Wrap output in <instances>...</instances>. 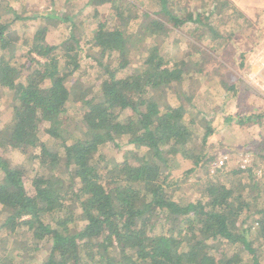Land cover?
I'll use <instances>...</instances> for the list:
<instances>
[{
    "label": "trees",
    "instance_id": "obj_1",
    "mask_svg": "<svg viewBox=\"0 0 264 264\" xmlns=\"http://www.w3.org/2000/svg\"><path fill=\"white\" fill-rule=\"evenodd\" d=\"M184 1L84 0L82 8L110 10L113 19L91 21L95 28L83 45L74 38L80 10L0 14V98L14 93L12 115L0 124V264H264V85L255 84L263 91L254 86V93L232 76L231 84L220 83L217 106L209 92L202 97L195 89L211 79L202 63L212 59L201 49L231 37L217 38V27L224 21V29L249 28L254 12L264 23V0H229L224 7L223 0H199L201 10L184 8ZM129 2L141 32L133 51H144L145 39L155 50L128 75ZM18 21L44 26L36 28L42 38L13 40L8 31ZM56 22L64 26L65 47L43 39L58 31ZM82 71L71 114L65 80ZM68 111L65 127L74 118L80 127L69 139L60 125ZM42 124L46 137L39 140ZM242 124L260 129L257 143L241 151L254 162L241 168L229 166L230 158L212 167L222 157L217 149H226L214 135ZM29 147L31 153L22 152ZM15 153L31 164L27 185L10 167ZM112 161L115 177L105 168ZM20 237L18 251L11 243Z\"/></svg>",
    "mask_w": 264,
    "mask_h": 264
},
{
    "label": "rangeland",
    "instance_id": "obj_2",
    "mask_svg": "<svg viewBox=\"0 0 264 264\" xmlns=\"http://www.w3.org/2000/svg\"><path fill=\"white\" fill-rule=\"evenodd\" d=\"M55 1V4L57 5L56 8L62 10L65 15L67 16H72L75 14V12L80 10V19L76 20V27H75V34L74 38L78 39L82 45L84 42V37L90 34L91 31L94 30L95 28V23L91 21H100L104 22L105 20H110L113 19V12H110V10H106L103 13H99L94 10H90L89 8L85 7L82 8V2L84 0H73L75 2L76 6L73 7H63V0H53ZM186 0L184 1V8L189 9L192 7H197V10L201 7L199 0ZM212 1V0H209ZM229 2V0H223L220 2V6L224 7L225 2ZM194 2V3H192ZM37 3H40L39 0H0V14L5 16L6 14L8 15L10 13L11 8L17 9L18 11L21 10L22 8L23 11L31 10L33 8L37 7ZM45 3V1L43 2ZM25 6V7H23ZM200 6V7H199ZM109 7V6H108ZM257 7V6H256ZM56 9V10H58ZM125 14L129 17H132V19L128 22L127 26V32L128 35L125 37L126 41V48H127V53L128 56L132 58H128L131 64V66L127 67L124 70V74H130L131 73V68L132 66L136 63H140L141 60L149 54V52H154L155 47L148 49L150 46L147 45L149 42V39H145L144 42L141 43V46H147L146 49H141L139 51H133L137 47L136 40L138 36L141 34V32H137V29L133 28L134 25L139 23V20H136L134 18V15L136 14V8L133 6L132 3L129 2L124 8ZM193 9V8H192ZM223 9V8H222ZM227 12H230L228 10ZM240 13V12H239ZM242 14H245L241 12ZM240 13V14H241ZM229 14V13H227ZM237 15H235L234 19H238ZM247 15V14H246ZM258 14L257 13H251L247 16V20L249 23V28L244 26L242 29L237 28V31L231 30V28L226 27L224 29V26L226 25L224 21L217 27L216 31L214 32L219 39H224L225 36H231L230 38H227L222 46H215L212 47L210 50L205 49V47H201V50L207 51L209 55L211 56V61H204L202 63V67L204 72H206L207 75H210V77L206 78L209 79V82L206 81H198V83L195 84V89L196 91L200 92L202 94V97L205 96L206 92H209L208 98L209 100L213 101V104L217 106L218 101L220 99V95L222 94V86H220V83H226V84H231L230 81H232V76H235V78H238L242 80V82L247 85L251 90L256 93L254 90V86L259 87L260 90L263 91L262 86L264 85V79L261 80H256L258 82H261L262 86L260 87L259 85H255L258 82H254L251 78V74L254 72L255 68L264 61V23H260L262 18H257ZM259 17V16H258ZM125 16L122 18L124 19ZM134 18V19H133ZM225 18V17H224ZM223 19L222 17H216L214 19L215 22H219ZM89 21V22H88ZM123 21V20H122ZM241 22V21H240ZM58 23V22H56ZM58 31L57 32H52L50 31L49 33L45 32L43 34V39L46 37L47 43L56 46L60 45L61 47H65L67 45V42H64V33L65 29L62 23H58ZM37 24L34 23H28V22H22L18 21V23L13 24L11 26L10 30L8 31V35L14 40H18V38L21 37L20 40H28L31 44H34L36 41L35 39H40L42 36H36L37 34ZM137 33V36H131ZM200 32H197L196 34L199 35ZM139 34V35H138ZM36 36V38H35ZM186 36V35H184ZM216 39V37H215ZM46 39H44L45 41ZM208 42V41H207ZM207 42L204 44V46H207ZM29 43V44H30ZM39 43V42H38ZM198 44V43H197ZM199 46H203V43ZM158 48H161L160 45L157 46ZM82 53H87L89 55L94 56L97 59H101L99 55H94L90 51H86L84 47L81 49ZM166 50H168L166 48ZM80 52V53H81ZM133 52L136 53V56L133 57ZM15 57L19 56V53L14 54ZM35 59L38 60L40 63L44 62V59L35 56ZM60 59V58H59ZM198 63V62H194ZM170 66V65H169ZM193 66V65H191ZM198 66V65H197ZM242 67H247V73H239L238 71ZM262 76L264 75V69L262 71ZM84 71L82 72H76L72 76H68L65 80L66 86L68 88V92H66L65 96V101L68 107L71 108V114H73V109L74 104H73V96L76 93H79V91L82 89L81 85L85 81V77L83 76ZM219 76V81L215 80V76ZM96 80V79H95ZM253 86V87H252ZM178 89L180 91V88L178 86ZM219 95H218V94ZM258 93V92H257ZM14 93L10 92L7 93V95L3 96L0 98V124H3L9 117L12 115V106H13V95ZM200 94H198V98H200ZM216 94L218 96H216ZM259 95V94H258ZM211 101V102H212ZM70 111V109H69ZM68 111V112H69ZM72 116L70 115V112L67 113L62 117L61 120V126L63 127V135L65 138H70L73 134L78 132L80 129L78 120L76 118L73 119V124L68 126L67 128V122L71 120ZM236 127L233 130H230L227 127L222 129L219 133H216L214 135V138L218 139L221 141L222 145L226 147V149L218 148L217 150L219 151V155H222V157L218 158L217 160L223 161L225 157H227V160L229 161V166H237L241 164L243 160H249L250 165L252 164V161L254 162V158L251 155H248L247 153H241L243 150H250L251 149V143L255 141L254 136L259 132L260 129H255L251 124L244 126L243 124L240 125L239 127ZM45 124H42L40 126L39 132L37 133L38 139L39 140H44L46 135H45ZM260 142V143H259ZM259 144H262L264 146V142L262 139L259 141ZM254 143H257L256 141ZM253 148V146H252ZM34 150V147H29L26 149H22L23 153H31ZM227 153V154H225ZM9 160L11 161L10 167L13 170L19 171V175L23 180L24 185H27L28 183L31 182L32 180V169H31V164L28 160H26L24 157H22L19 154H11L8 155ZM218 162V163H219ZM211 166L214 168H218L220 164H217L215 162L211 163ZM224 166V165H223ZM261 168H264V164L260 165ZM107 172L109 173V176L115 177L118 174L117 171V165L114 161L110 162L109 164H106L105 166ZM222 168V167H221ZM1 174V170H0ZM108 177V176H107ZM196 179V178H195ZM193 179V181H195ZM185 184V183H184ZM183 193H188L187 195H183L184 198H189L192 195H190L189 192H191V189L189 186H185ZM24 239L22 237L16 238L12 241L11 245L13 248L16 250L20 251L19 249L21 247H24L23 244ZM256 246V245H255ZM219 247L217 244L215 245V248ZM264 252V251H263ZM264 258V254H263Z\"/></svg>",
    "mask_w": 264,
    "mask_h": 264
},
{
    "label": "built area",
    "instance_id": "obj_3",
    "mask_svg": "<svg viewBox=\"0 0 264 264\" xmlns=\"http://www.w3.org/2000/svg\"><path fill=\"white\" fill-rule=\"evenodd\" d=\"M264 69V61L261 63L260 62V64L257 66V68H255V70H254V72L251 74V78H252V80L254 81V82H258V81H256V80H259V79H261V80H263L264 79V75L262 76L261 74H262V72H260V71H262ZM225 160H227V157H225V159L223 160V161H221L220 160V162L218 163L217 162V164H220V166L219 167H223V165H224V162H225ZM249 167L250 166V162H249V160H243L242 162H241V164H240V167L241 168H245V167ZM258 176H260L261 175V173H260V171H258V174H257Z\"/></svg>",
    "mask_w": 264,
    "mask_h": 264
},
{
    "label": "crops",
    "instance_id": "obj_4",
    "mask_svg": "<svg viewBox=\"0 0 264 264\" xmlns=\"http://www.w3.org/2000/svg\"><path fill=\"white\" fill-rule=\"evenodd\" d=\"M46 2V0H39V2L40 3H37V7L35 8V10H36V13H38V14H42V13H51V11L54 9V10H56V9H58V8H56L57 7V5L55 4V1L54 2H51L50 0V4H46V3H43V2ZM64 1V0H63ZM63 4H64V6L63 7H65V3L63 2ZM18 11V10H17ZM50 13H49V15H50ZM44 27V26H43ZM43 27H41L40 29H38V30H41ZM44 39H46L45 41H47L48 39L46 38V37H44Z\"/></svg>",
    "mask_w": 264,
    "mask_h": 264
}]
</instances>
